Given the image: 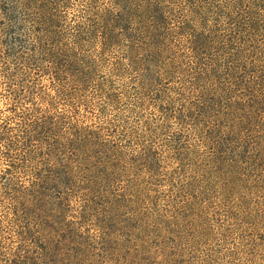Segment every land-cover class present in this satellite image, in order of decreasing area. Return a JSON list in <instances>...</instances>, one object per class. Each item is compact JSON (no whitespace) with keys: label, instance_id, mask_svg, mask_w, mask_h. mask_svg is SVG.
Here are the masks:
<instances>
[{"label":"trees","instance_id":"obj_1","mask_svg":"<svg viewBox=\"0 0 264 264\" xmlns=\"http://www.w3.org/2000/svg\"><path fill=\"white\" fill-rule=\"evenodd\" d=\"M0 264H264V0H0Z\"/></svg>","mask_w":264,"mask_h":264},{"label":"rangeland","instance_id":"obj_2","mask_svg":"<svg viewBox=\"0 0 264 264\" xmlns=\"http://www.w3.org/2000/svg\"><path fill=\"white\" fill-rule=\"evenodd\" d=\"M104 70H106V69H104ZM104 73H101V78H103L104 77V75H103ZM110 109H112L111 110V112H114L115 113V111H116V108H114L113 106H110ZM109 109V110H110ZM237 113H239V112H237ZM239 126L241 125V123H237ZM104 125H106L107 127H111V123H106V124H104ZM243 126H247V124L246 123H243L242 124ZM108 131H106V133H107ZM105 137H111L110 135H107V136H105ZM92 219H94V218H92ZM109 226H113V224H109ZM84 227H85V230L86 231H90V233L92 234V235H97V234H99L101 231H102V229L104 228L103 226H98L96 223H95V221L94 220H90V221H88V222H86V223H84ZM115 229H120L119 231V233L121 234V236H122V238H130V237H133V236H135L136 234H138V230L136 229V228H129V227H127L124 223H120L119 222V225H117L116 227H114V230ZM97 239V238H96ZM94 247H95V250L97 249V248H99L98 250H100V244L99 243H95L94 244ZM94 250V249H93Z\"/></svg>","mask_w":264,"mask_h":264}]
</instances>
